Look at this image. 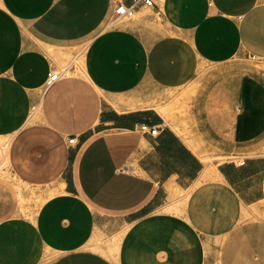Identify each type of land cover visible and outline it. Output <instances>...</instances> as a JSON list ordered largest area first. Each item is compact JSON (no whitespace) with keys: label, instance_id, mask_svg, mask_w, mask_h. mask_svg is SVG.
<instances>
[{"label":"crops","instance_id":"obj_1","mask_svg":"<svg viewBox=\"0 0 264 264\" xmlns=\"http://www.w3.org/2000/svg\"><path fill=\"white\" fill-rule=\"evenodd\" d=\"M115 16L0 0L11 185L53 190L31 215L1 192L0 264H264V81L247 64L264 63V0Z\"/></svg>","mask_w":264,"mask_h":264},{"label":"rangeland","instance_id":"obj_2","mask_svg":"<svg viewBox=\"0 0 264 264\" xmlns=\"http://www.w3.org/2000/svg\"><path fill=\"white\" fill-rule=\"evenodd\" d=\"M116 15V14H115ZM118 17V15H116ZM115 16V17H116ZM248 65H250L253 69H258L259 77L264 81V63L256 62V60L250 59L247 62ZM256 67V68H254ZM32 120H27L25 125H21L20 127H24L26 125L32 124ZM24 124V123H22ZM32 125L25 127L21 132H28L30 131V128ZM20 130V129H19ZM9 136H5L0 138V200H1V192H9L13 190L14 192L17 191L18 194L15 196L17 198V201L15 202V205L19 209V212L22 215H31L34 213L36 208L39 206V204L49 195L53 192L52 188L48 190V192L45 193V190L42 189L41 192H39V189L41 187L39 186H33V187H21L16 185H11L13 180H11V175L8 171V164H9V154L7 153V146L10 143V139L12 138V135L8 134ZM6 142V143H5ZM4 151H3V150ZM3 151V152H2ZM6 151V152H5ZM5 152V153H4ZM38 191V192H37ZM2 201H0V204ZM224 236L223 232H218L213 238H211L210 246L212 249L209 251L212 255L216 253L217 247Z\"/></svg>","mask_w":264,"mask_h":264},{"label":"built area","instance_id":"obj_3","mask_svg":"<svg viewBox=\"0 0 264 264\" xmlns=\"http://www.w3.org/2000/svg\"><path fill=\"white\" fill-rule=\"evenodd\" d=\"M153 5V0H112L114 13L118 16L132 17L135 14V8L138 4ZM63 75H67L68 71L63 69ZM58 71H53L48 74L47 83H51L57 80L61 75ZM139 130L147 132L151 135H155L158 132V127L155 125H149L147 123H141ZM69 143L74 142V137L68 139Z\"/></svg>","mask_w":264,"mask_h":264},{"label":"bare ground","instance_id":"obj_4","mask_svg":"<svg viewBox=\"0 0 264 264\" xmlns=\"http://www.w3.org/2000/svg\"><path fill=\"white\" fill-rule=\"evenodd\" d=\"M183 136H184V135H183ZM5 143H6V142H5ZM2 150H3V149H2ZM3 151H4V150H3ZM3 151H2V152H3ZM4 153H5V152H4Z\"/></svg>","mask_w":264,"mask_h":264}]
</instances>
